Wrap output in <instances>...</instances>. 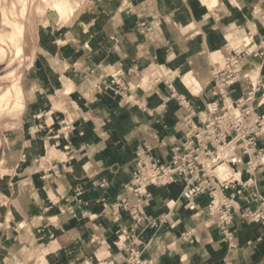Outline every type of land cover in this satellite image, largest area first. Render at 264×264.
<instances>
[{
    "label": "crops",
    "instance_id": "crops-1",
    "mask_svg": "<svg viewBox=\"0 0 264 264\" xmlns=\"http://www.w3.org/2000/svg\"><path fill=\"white\" fill-rule=\"evenodd\" d=\"M59 1L54 21L43 0H0V264H128L118 242L131 219L114 221L111 206L138 148L170 160L188 130L177 94L206 119L220 103L214 70L235 48L246 56L231 100L257 81L263 98L264 0H70L63 17ZM114 76L124 89H105ZM151 190L135 233L143 264H264V221L241 215L261 207L264 161L236 197L232 240L206 196L192 210L180 183Z\"/></svg>",
    "mask_w": 264,
    "mask_h": 264
},
{
    "label": "built area",
    "instance_id": "built-area-1",
    "mask_svg": "<svg viewBox=\"0 0 264 264\" xmlns=\"http://www.w3.org/2000/svg\"><path fill=\"white\" fill-rule=\"evenodd\" d=\"M245 56L241 49L235 48L224 64L215 68L214 94L220 103H210V115L201 123L194 121L191 103L177 94L186 110L184 121L188 130L184 139L172 147L169 161L164 162L153 155L148 144L138 148L131 180L111 206L114 221L121 219L123 211L131 219L129 226L119 230L118 242V247L128 252V264H143L135 233L136 227L147 217L146 209L153 200L152 186L182 184L181 197L192 210L196 209V198L206 196L209 219L215 222L225 238L233 239L230 225L234 219L236 197L255 183V176L264 161V150L258 148V138L264 133V110H260L264 107V96L254 104L263 83L254 82L247 96L238 100H231L229 94L231 86L239 80L238 66ZM114 85L125 88L119 76L104 80L105 89ZM244 173L247 175L245 180ZM252 197L261 203V207L245 209L241 215L251 221H264V199L258 192ZM166 217L162 214L152 221L153 225L163 222ZM184 238L192 241V231H187Z\"/></svg>",
    "mask_w": 264,
    "mask_h": 264
},
{
    "label": "rangeland",
    "instance_id": "rangeland-1",
    "mask_svg": "<svg viewBox=\"0 0 264 264\" xmlns=\"http://www.w3.org/2000/svg\"><path fill=\"white\" fill-rule=\"evenodd\" d=\"M44 2H45V6H46V8L48 9V10H50L51 8H52V6L54 7V5H55V3L57 2V1H59V0H43ZM35 3H38L37 4V6L38 5H40L39 3H40V0H36V2ZM25 8V11H26V5H24V7H23V9ZM40 9V8H39ZM71 9H72V3H71V1L69 0V8H68V10L64 13V14H62V17L63 16H65V15H67V14H69V12L71 11ZM24 11V12H25ZM42 11H43V9H42ZM20 32V31H19ZM21 32H22V30H21ZM20 32V33H21ZM188 83H190V82H188ZM175 88H177L176 86H175ZM170 98V97H169ZM174 99V98H173ZM177 103V102H176ZM177 106H179L178 107V110H177V113L179 114V117L180 118H182L183 117V115H182V112L180 111V105H179V103H177ZM183 119V118H182ZM197 122V121H196ZM197 123H201V122H197ZM62 129V128H61Z\"/></svg>",
    "mask_w": 264,
    "mask_h": 264
},
{
    "label": "bare ground",
    "instance_id": "bare-ground-1",
    "mask_svg": "<svg viewBox=\"0 0 264 264\" xmlns=\"http://www.w3.org/2000/svg\"><path fill=\"white\" fill-rule=\"evenodd\" d=\"M215 1V0H214ZM63 11H64V3L63 2H61V1H57L56 3H55V5H54V7L51 9V12H52V14H53V19H54V21L55 20H57V18H58V15L60 14V13H63ZM6 14V13H5ZM17 28V27H16ZM21 29V28H20ZM22 29H23V26H22ZM21 29V30H22ZM21 30H20V32H21ZM19 31V30H18ZM20 32H18V33H20ZM22 33V32H21ZM18 52H21V48L19 47V49H18Z\"/></svg>",
    "mask_w": 264,
    "mask_h": 264
}]
</instances>
